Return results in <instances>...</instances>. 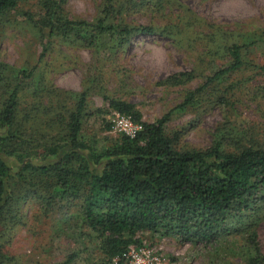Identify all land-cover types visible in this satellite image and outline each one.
<instances>
[{
  "label": "trees",
  "instance_id": "obj_1",
  "mask_svg": "<svg viewBox=\"0 0 264 264\" xmlns=\"http://www.w3.org/2000/svg\"><path fill=\"white\" fill-rule=\"evenodd\" d=\"M64 1L38 0L35 13L24 12L46 51L51 37L97 47L103 33L114 35L113 50L124 48L135 34L164 35L188 50L200 32L207 39L203 46L208 67L216 57H227L211 67L201 86L185 94L179 109L195 104L211 82L249 68L254 62L247 59L249 49L264 45L262 28L244 37L222 27L212 30L213 25L201 23L188 9L163 25L134 24L115 21L120 8L112 0L104 1L102 15L94 21L71 19ZM161 1L122 0V15L138 7L162 10ZM17 4L18 0H0V22L17 10ZM174 5L177 1L170 0L169 7ZM5 70L0 62V264L11 262L1 239L21 221L22 206L30 200L44 212L74 211L79 227L94 233L99 250L108 259L117 258L118 264L126 260L129 245L141 244L140 232H161L191 245L239 237L243 247L253 251L242 264H264L258 231L264 221V142L251 133L229 132L205 148L179 147L178 133L164 129L170 114L144 122L133 103L105 96L110 110L130 115L143 129L134 138L120 134L114 143L98 145L83 130L91 114L84 92L71 105L63 99L62 105H52L56 113L45 126L52 130L58 125L57 131H31L23 120L36 109L22 112L19 94L34 68L16 70L11 78ZM190 76L172 74L162 83H181ZM217 96L226 103L222 93Z\"/></svg>",
  "mask_w": 264,
  "mask_h": 264
},
{
  "label": "rangeland",
  "instance_id": "obj_2",
  "mask_svg": "<svg viewBox=\"0 0 264 264\" xmlns=\"http://www.w3.org/2000/svg\"><path fill=\"white\" fill-rule=\"evenodd\" d=\"M104 1L65 0L62 6L71 19L94 21L102 15ZM112 1L117 10L120 8L115 21L163 25L188 9L200 17L201 23L213 25L212 30L222 27L239 31L240 37H244L256 27L264 29V0H176L178 5L173 8L169 7L170 0H163L162 10L138 7L123 15L122 0ZM37 5L38 0H18L17 10L0 22V62L7 66L6 76L11 78L16 70L34 68L19 94L22 112L36 109L23 120L31 131H57L58 125L52 130L45 126V121L56 113L52 105H62V99L63 104L71 105L84 92L91 114L83 130L98 145H110L121 134L114 129V111L105 96L133 103L144 122L170 114L164 129L178 133L179 147L205 148L216 136L229 132L251 133L254 139L264 142L263 44L249 49L247 59L254 61L249 68L211 82L198 94L195 104L179 109L177 105L185 94L204 83V75L210 74L211 67L228 59L218 56L208 67L209 58L203 46L207 39L200 32L188 50L160 34L132 35L124 48L113 50L114 35L103 33L97 47L86 42L65 44L51 37L46 51L24 14L35 13ZM207 29L200 31L205 33ZM200 68H205L203 73ZM182 72H189L190 78L176 84L162 83L169 75ZM221 93L226 105L221 97L216 100ZM96 108L101 110L95 112ZM21 211V221L1 239L3 250L11 257L9 264H118L117 258L108 259L99 250L94 233L79 227L74 211L44 212L31 200ZM258 231L264 253V221ZM138 236L140 245L155 249L167 264H242L253 253L243 247L244 241L239 237L191 245L161 232H140Z\"/></svg>",
  "mask_w": 264,
  "mask_h": 264
},
{
  "label": "built area",
  "instance_id": "obj_3",
  "mask_svg": "<svg viewBox=\"0 0 264 264\" xmlns=\"http://www.w3.org/2000/svg\"><path fill=\"white\" fill-rule=\"evenodd\" d=\"M114 129L130 138H134L143 129L141 122H136L130 115L113 112ZM127 264H167L164 257L153 248L131 244L126 255Z\"/></svg>",
  "mask_w": 264,
  "mask_h": 264
}]
</instances>
